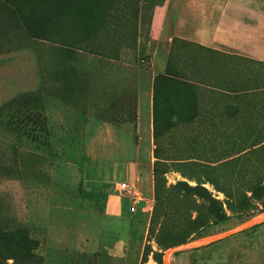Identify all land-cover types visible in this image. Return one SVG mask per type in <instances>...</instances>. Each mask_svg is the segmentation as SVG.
<instances>
[{
    "label": "rangeland",
    "instance_id": "obj_1",
    "mask_svg": "<svg viewBox=\"0 0 264 264\" xmlns=\"http://www.w3.org/2000/svg\"><path fill=\"white\" fill-rule=\"evenodd\" d=\"M138 1L137 21L129 0L118 5L126 29L115 59L47 34L79 39L101 19L97 0H0V261L264 264V63L176 40L167 65L205 85L195 98L186 86L167 110L159 105L158 156L171 164L167 184L195 183L177 169L201 173V181L213 171L219 186L203 185L227 217L204 226L202 206L201 236L183 242L194 246L158 249L149 235L154 193L137 183L150 177L153 191V64L169 44L150 34L163 0ZM134 22L137 41L127 28ZM160 209L158 221L167 202Z\"/></svg>",
    "mask_w": 264,
    "mask_h": 264
},
{
    "label": "trees",
    "instance_id": "obj_2",
    "mask_svg": "<svg viewBox=\"0 0 264 264\" xmlns=\"http://www.w3.org/2000/svg\"><path fill=\"white\" fill-rule=\"evenodd\" d=\"M99 6H102L101 19L96 26H92L88 31L84 32L79 39L70 37L67 33L60 32L55 33L48 31V36H57L61 42L67 45L75 46L79 49L92 54H103L107 50V54L113 56L115 59H120V55L115 53L114 48H119L122 44L120 37L123 35L126 25L120 24L118 19V5L122 3V0H97ZM164 1V0H163ZM130 11L132 16L137 17L142 12L144 6L139 4L138 0H129ZM116 20L114 26L111 25L112 20ZM127 28L134 29V41H137V28L138 22H134L132 27L130 25ZM33 30L41 31L43 28H34ZM46 32V31H45ZM113 35H110V34ZM125 35V34H124ZM105 36V39L102 38ZM72 38V39H71ZM103 40V41H102ZM176 40V39H175ZM184 45H193L196 52L207 51V52H218L217 50L205 47L203 45L188 42L180 39ZM103 45V47H102ZM185 73L180 71H174L170 66H166L164 73H159L154 77V91H153V139H154V153L156 160L153 165V193L155 204L152 211L150 220L149 235L155 239L158 249H167L172 246L181 244L187 240L201 236V229H197L195 224L201 219L202 212L201 207L206 206L205 212L206 218H209L207 224H216L219 221L224 220L227 215L224 212L220 201L212 195V193L203 185V183H210L215 187L219 186L217 177L212 176V172L208 170L205 174V180L201 181V173L187 170L177 169L181 171L183 177L193 180L194 184H189L187 180H178L174 184H167L166 173L172 171L170 169V163L166 160H162L159 154L158 147V113L160 110V104L164 101V107L166 110L169 107V98L175 97L181 99L182 89L189 87L192 92V98H195L198 85L194 81H188ZM190 80V79H189ZM166 84L170 87L174 85L175 91H168ZM187 86V87H186ZM195 93V94H194ZM186 164L185 162H183ZM208 168L215 169L211 165ZM200 199V200H198ZM162 201L167 202L169 209L166 214L163 213L164 219L158 221V217L162 214L160 209V203ZM193 213L195 214L193 216ZM158 223V226L156 224ZM179 231L182 236L174 237L172 233ZM170 233L172 235H167ZM147 243L145 247H148ZM151 250H145L142 254V260L145 261ZM160 254L154 252V255ZM1 264H6L5 261H0Z\"/></svg>",
    "mask_w": 264,
    "mask_h": 264
},
{
    "label": "crops",
    "instance_id": "obj_3",
    "mask_svg": "<svg viewBox=\"0 0 264 264\" xmlns=\"http://www.w3.org/2000/svg\"><path fill=\"white\" fill-rule=\"evenodd\" d=\"M150 28L152 38L162 37L164 43L169 44L168 48L165 46L155 53L158 62L153 64L154 75L164 73L175 39L197 43L223 55H237L264 63V0H164L154 8ZM185 75L198 87L205 85L202 77L188 78L189 75ZM152 91L150 104L153 123ZM137 93L139 103L140 91ZM142 131L150 133L149 127ZM150 180V177L140 179L137 186L153 195Z\"/></svg>",
    "mask_w": 264,
    "mask_h": 264
},
{
    "label": "built area",
    "instance_id": "obj_4",
    "mask_svg": "<svg viewBox=\"0 0 264 264\" xmlns=\"http://www.w3.org/2000/svg\"><path fill=\"white\" fill-rule=\"evenodd\" d=\"M120 186H121V188H122L123 190L128 189V185L126 184V182H122V183H120Z\"/></svg>",
    "mask_w": 264,
    "mask_h": 264
},
{
    "label": "water",
    "instance_id": "obj_5",
    "mask_svg": "<svg viewBox=\"0 0 264 264\" xmlns=\"http://www.w3.org/2000/svg\"><path fill=\"white\" fill-rule=\"evenodd\" d=\"M185 244H187V243H181V244H178V245H176V246H183V245H185ZM188 246H194L193 244H187Z\"/></svg>",
    "mask_w": 264,
    "mask_h": 264
}]
</instances>
